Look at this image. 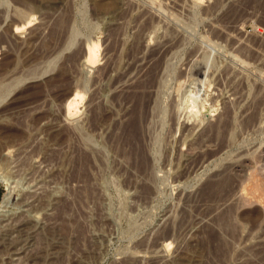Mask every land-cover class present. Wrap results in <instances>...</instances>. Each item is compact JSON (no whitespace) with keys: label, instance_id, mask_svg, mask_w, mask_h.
Masks as SVG:
<instances>
[{"label":"rangeland","instance_id":"1","mask_svg":"<svg viewBox=\"0 0 264 264\" xmlns=\"http://www.w3.org/2000/svg\"><path fill=\"white\" fill-rule=\"evenodd\" d=\"M0 190V264H264V0H0Z\"/></svg>","mask_w":264,"mask_h":264},{"label":"bare ground","instance_id":"2","mask_svg":"<svg viewBox=\"0 0 264 264\" xmlns=\"http://www.w3.org/2000/svg\"><path fill=\"white\" fill-rule=\"evenodd\" d=\"M79 98H81V97H80V93L78 91H74L72 94H70L67 97V99L65 101V108H66V112H67L66 114L73 113V112H75L77 110V104H79L78 103ZM1 203L2 202H0V205H1ZM19 231H21V229ZM24 237H25V240L29 239V235H27V233L24 234ZM15 243L16 242H14V243L13 242H9L8 245L4 247V246H2V244L0 242V249H2L4 252H16V251H18V249H17V246H16ZM14 244H15V246H14ZM1 247H3V248H1ZM0 252H2V251L0 250Z\"/></svg>","mask_w":264,"mask_h":264},{"label":"trees","instance_id":"3","mask_svg":"<svg viewBox=\"0 0 264 264\" xmlns=\"http://www.w3.org/2000/svg\"><path fill=\"white\" fill-rule=\"evenodd\" d=\"M0 195H1V190H0Z\"/></svg>","mask_w":264,"mask_h":264}]
</instances>
